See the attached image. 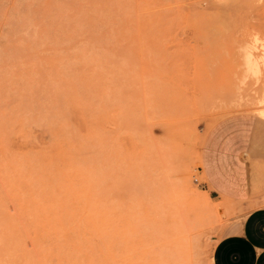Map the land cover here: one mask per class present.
Segmentation results:
<instances>
[{
	"label": "rangeland",
	"instance_id": "rangeland-1",
	"mask_svg": "<svg viewBox=\"0 0 264 264\" xmlns=\"http://www.w3.org/2000/svg\"><path fill=\"white\" fill-rule=\"evenodd\" d=\"M263 53L264 0H0V264H212L202 142L251 114L264 167Z\"/></svg>",
	"mask_w": 264,
	"mask_h": 264
},
{
	"label": "crops",
	"instance_id": "crops-1",
	"mask_svg": "<svg viewBox=\"0 0 264 264\" xmlns=\"http://www.w3.org/2000/svg\"><path fill=\"white\" fill-rule=\"evenodd\" d=\"M257 122L248 113L230 115L211 127L202 142L204 186L244 211L214 244L212 264H264V167L254 140Z\"/></svg>",
	"mask_w": 264,
	"mask_h": 264
},
{
	"label": "bare ground",
	"instance_id": "bare-ground-1",
	"mask_svg": "<svg viewBox=\"0 0 264 264\" xmlns=\"http://www.w3.org/2000/svg\"><path fill=\"white\" fill-rule=\"evenodd\" d=\"M54 7H56V5L54 6ZM71 26V25H70ZM62 32V31H61ZM68 34H70L69 32H68ZM74 38V37H73ZM76 39V38H75ZM123 48V47H122ZM120 52V51H119ZM18 54H19V52H18ZM250 54H249V56H248V58H247V65H246V63H245V65H246V68H247V70L249 71V72H251L253 75H259V73H260V71H261V67L263 66L264 67V53H263V55L260 57V59L258 60L257 58H250ZM260 62H262V66L260 65L261 63ZM180 110H179V112H181V113H183L182 112V109H184L183 107H182V104H180L179 105V107H178ZM258 110V109H257ZM179 114V113H178ZM184 116V115H183ZM117 117V116H116ZM120 117V116H119ZM189 184V183H188ZM190 185V184H189ZM189 185H187V183H185V181L183 182V186H184V188H188V186ZM190 187V186H189ZM112 193V192H111ZM189 221V220H188ZM187 234V233H186ZM1 246V245H0ZM45 249V248H44Z\"/></svg>",
	"mask_w": 264,
	"mask_h": 264
}]
</instances>
